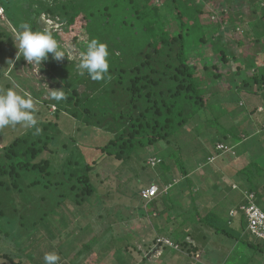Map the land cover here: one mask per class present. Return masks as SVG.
<instances>
[{"label": "trees", "instance_id": "obj_1", "mask_svg": "<svg viewBox=\"0 0 264 264\" xmlns=\"http://www.w3.org/2000/svg\"><path fill=\"white\" fill-rule=\"evenodd\" d=\"M155 1L77 0L69 4H59L56 7L61 10L59 14L63 19L67 20L68 32L65 36L55 32L52 33L53 36L63 40L70 47H78L80 52L86 50L85 40L96 38L106 43L110 52L109 74L102 81L92 80L86 72L81 76L78 71H75L74 62L65 64L63 60L56 61L52 59L51 54L48 60L42 62L44 69L52 79L59 81L67 95V99L62 104L63 111L87 126L99 127L113 135L111 134L105 142L99 141L100 136H98L97 139L95 138L98 141L95 139L86 141L81 144V147L79 144H64L66 156L61 162L56 163L58 166H55L51 158L42 156L43 152L49 148V143L60 147L57 143V134L52 135V132H48L50 129H56L55 123L48 126L47 132L45 131L42 137L32 134L18 135L12 141L2 143L0 239L13 241L20 251L16 256L19 260H16L11 253H5L13 264H24L25 259L31 255L20 246L21 226L17 224L20 218L21 224L29 228L30 220L23 216L19 217L16 213L11 214L15 212L16 207L7 211L8 207L4 205L13 202L14 193L23 194L25 202L29 199L30 192L34 193L31 191L32 187L43 189L41 193L51 189V194L54 197L57 195V200L72 199L77 205L92 199L98 192L97 185L92 180V172L94 165L98 164L104 156L114 157L120 162L132 160L134 155L139 156V151L144 152V149H149L160 141L168 140L174 135L178 136L181 129L190 123L197 112L205 108V113L212 112L213 103L210 96L215 93L206 86L207 80L219 83L223 90L226 89L225 91H235L243 96L255 91L264 98V61L261 65L251 61V56L257 52L258 41L261 42L259 43L263 49L261 51H264V4L259 5L262 13L259 16L261 21L258 23V20H254L252 32L247 30L252 48L242 46L247 49L245 53L250 63H253V70L238 59L240 64L236 67L237 72L228 69L227 78L224 74L225 68L221 69L217 64H210V60L191 62L194 52L199 50L203 53L211 46L207 50L219 53L224 63L230 62V52L223 45L206 36L211 28L214 32L219 30L224 19L214 18L209 22H203L201 15L207 10L203 0H164L163 5ZM257 2L259 3V0ZM223 4L224 2H221L213 6L225 10ZM0 5L4 8L8 19L18 28L26 23L31 25L33 30H43L39 23L41 11L37 9L31 12L32 6L28 4V0H0ZM229 19L232 24L235 23L232 15ZM228 28L229 24L224 26V32H227ZM219 36L224 34L219 31ZM239 42L246 45L242 40ZM60 44L62 46L61 42ZM207 44L210 46H206ZM232 58L235 56L232 55ZM201 65L203 69H200ZM223 82L228 83L227 88L222 86ZM80 85H84L83 91L80 90ZM243 99L240 100L241 107L246 106ZM60 107L56 111L57 117L61 115ZM222 138V141L234 143L242 140L240 134L231 128H225L222 131ZM94 148L99 149L100 154L94 153ZM215 150L218 151V156L220 152L216 145ZM216 152L206 154L204 160L216 155ZM142 157L143 167H145L144 164L147 165L151 156L142 153ZM164 160L161 157V165L165 164ZM181 168L183 179L178 182H175V178L168 174L162 177L164 185L171 184L170 191L150 201L153 205L152 214L160 210V201L165 202L166 199L183 201V197H187L190 201L187 207L179 204L181 206H178L175 211L174 217L177 222L186 225L194 218L195 229L208 225L215 227L217 232L233 237L228 230L219 227L222 215L218 214V202L205 216H202L201 212H195L199 200L198 191L195 190L196 184L188 168L185 165ZM163 169L169 170V166L165 164ZM228 169L232 171L231 167ZM229 174L239 183L240 188H243L242 193L255 192L257 203L264 207V184H261L264 168L256 160H252L235 173L232 171ZM175 186L179 188L173 190ZM44 211L40 220L31 218V221L34 220L33 225L44 222L48 216L56 212L55 207L49 205ZM183 215H186L185 221L182 220ZM156 227L162 231V227L165 226L157 222ZM182 230L167 228L166 234L177 246L168 244L161 246V253H164V256L172 255L173 252H177L180 256L199 254L200 248L195 241L198 239L197 235L193 237V244L187 240L190 236L189 232L185 230V233ZM92 241L93 239L85 242L78 254L86 256L85 253H88ZM257 243L260 242H254L251 245L255 247ZM117 247L120 248L119 245ZM156 247L159 248V246L152 248ZM128 249L129 247H126L125 250ZM22 257L25 259L23 260ZM118 259L121 263L127 262V257L123 258L121 253H118ZM41 262L34 264H42Z\"/></svg>", "mask_w": 264, "mask_h": 264}, {"label": "rangeland", "instance_id": "obj_2", "mask_svg": "<svg viewBox=\"0 0 264 264\" xmlns=\"http://www.w3.org/2000/svg\"><path fill=\"white\" fill-rule=\"evenodd\" d=\"M74 1L77 0H28V4L32 6L31 12L37 9L41 11L39 23L43 29L65 36L68 32L67 20L63 19L59 14L61 10L56 7L59 4H69ZM203 1H205L204 5L208 10L201 15L203 22H209L214 18L224 19L219 30L214 32V29L211 28L207 31L206 36L223 45L230 52V62L224 63L219 57V53L207 50L212 46L205 49L206 51L204 50L203 53H200L199 50L194 52L191 62L210 60V64H217L221 69L225 68V77L229 72L228 69H232L233 72L236 70L240 64L238 59L242 60L243 64L247 65L246 67L252 68L253 63H250L245 53L247 49L242 46L252 48L247 30L252 32L254 20H258V23L261 21L259 16L262 13L259 5L264 4V0H259V3L257 0ZM164 2V0L155 1L162 5ZM221 2H224L225 10L213 6ZM165 4L167 5V3ZM0 7L2 6L0 5ZM231 15L235 20L233 24L229 19ZM228 24L229 31L224 32L223 28ZM18 29V26L8 19L5 10L4 13H0V89L12 88L21 95L25 93L30 95L36 102L38 127L42 131L37 134L35 128H27L22 124L5 126L0 129V151L2 143L6 144L18 135L32 134L42 137L48 130V126L54 125V123L56 129H50L48 132H52V135L57 134V143L60 147L49 143V150H45L42 156L51 158L55 166H58L56 163L61 162L66 156L63 149L64 144H79L81 147L82 143L98 136H100L99 141H107L112 133L99 127L87 126L76 120L63 111L64 101L57 102L51 99L48 94L50 89L63 87L58 80L52 79L48 75L43 64H29L23 57L19 60L16 59L18 49L15 46L13 34ZM219 31L224 36H219ZM56 39L58 40V38ZM239 40H242L246 45L241 44ZM58 41L62 43V47L68 49L70 54L69 58L66 56L67 59L64 58L62 62L65 64L74 62L76 66L82 52L78 47L68 46L69 44L61 39ZM259 43L261 42L256 43L257 52L251 56V61L261 65L264 61V51H261L263 49ZM232 55L237 59L232 58ZM202 67L203 65L200 66V69H203ZM252 70L248 69V71ZM75 71H78L77 68ZM227 84V82H223L222 86L227 88ZM206 86L215 93L210 96L213 103L211 109L213 114L212 112L205 113L206 108L197 112L191 118L190 123L181 129L178 136L174 135L168 140L160 141L155 146L144 149V152L139 151V156L134 155L132 160L127 162H120L114 157L104 156L98 164L94 165L95 168L92 172V180L97 185V195L92 199H87L85 203L77 205L72 199L57 200V195L54 197L50 192L51 189L41 193L43 189L37 187H32L31 191L34 193L30 192L26 202L23 194L14 193L13 202L4 204L8 207L7 211L16 207L15 212L11 214L16 213L19 217L23 216L30 220L29 228L21 224L20 218L17 222L21 226L20 246L25 249V252L31 254L28 259L22 257L23 260L25 259L24 264H34L38 261H42L41 263L44 264L45 253L53 251L60 255L59 264H203L206 255L200 257L199 255L180 256L177 252H173L172 255L164 256L160 247L152 248L156 246L154 240L157 239L158 234L154 230V224L157 222L164 224L165 229H183L185 233L187 230L191 237H187V240L193 244V237L200 236L201 233L199 234L193 225L196 222L194 218L191 221L187 220L186 225H181L174 217L178 206L185 207L189 204L190 201L187 197H183V201L169 199H166L165 202L160 201V210L152 214L153 205L142 199L140 191L152 183H157L162 189L161 192L165 191L162 177L168 174L175 178V182L182 180L181 166L185 165L196 184L195 187L202 190L203 194L205 191H209L205 197L209 200L207 208H210L215 204L214 199L223 198V195L227 193L224 182L228 185L233 182L234 177L226 178L229 181L223 180L229 172L235 173L236 170L246 166L249 162L251 163L252 160H256L264 168V98L255 91L250 94L245 93L247 96L235 91H225L226 89L223 90L219 83H212L208 80ZM79 88L83 91L84 85H80ZM241 99L246 106L239 105ZM221 106L222 109H220ZM59 107L61 115L57 117L56 111ZM227 110L229 112H226ZM45 126L47 127L45 128ZM225 128L234 129L240 134L241 142L222 141V131ZM96 139L95 141H98ZM218 141L234 146L233 150L219 154L214 161L209 159L205 161L206 154L216 152L215 145ZM94 153L100 154V150L94 148ZM142 153L151 157L158 155L160 159L163 157L169 170L163 169L165 164L161 165V163H158L156 167L147 163L143 167ZM215 154L217 155L218 151ZM227 167H231L232 171ZM28 182L30 181L28 180ZM213 184H216L217 190ZM236 184L231 183L233 188ZM261 184H264V177ZM178 188L175 186L173 190ZM218 190L222 191V194H216ZM48 205L55 207V214L48 216L44 222L33 225L34 220L31 221V218L40 220ZM229 206V203L224 205L225 215L223 214L220 218V224L226 227L233 237L225 235L223 232L218 233L221 244L217 242L210 246L216 247L215 249L221 253L219 257L221 264H264V245L261 242L257 243L255 247L251 245V243H256L255 238L246 229V225L239 222L241 216L233 218V225H227L230 217ZM180 209L184 210L182 207ZM186 219V215H183L182 220ZM92 239L91 247L88 253H85L87 255H79L78 251L83 244ZM196 243L199 244L197 239ZM200 243L203 242L200 241ZM117 245L120 246L119 249ZM126 247H129L127 251ZM7 252L19 260L16 256L20 251L13 241L0 239V264H13L5 256ZM118 253H121L123 258L127 257L126 263L120 262Z\"/></svg>", "mask_w": 264, "mask_h": 264}, {"label": "clouds", "instance_id": "obj_3", "mask_svg": "<svg viewBox=\"0 0 264 264\" xmlns=\"http://www.w3.org/2000/svg\"><path fill=\"white\" fill-rule=\"evenodd\" d=\"M13 35L15 46L18 49L17 60L23 57L29 64L41 65L43 61L49 59V54L56 61H62L66 55L68 58L70 56L68 49L62 47L47 29L33 30L31 25L25 23L20 25V28ZM84 44L86 50L80 54L79 62L76 65L79 74L83 76L86 72L92 80H104L108 76L110 68L108 45L96 38L85 40ZM48 94L51 99L57 102L67 99L63 88L50 89ZM36 112V102L27 93L21 95L12 88L0 89V129L9 125L22 124L27 128H35L36 133L39 134L42 129L38 127ZM154 184L159 187V194L156 197L161 196L170 188L168 187L167 190L161 192V187L157 183ZM169 185L171 184L167 186ZM146 188L141 189L140 196L150 203L156 197L151 200L144 198L141 192ZM154 241L156 243V240ZM43 261L44 264H59L60 255L55 251L47 252Z\"/></svg>", "mask_w": 264, "mask_h": 264}, {"label": "crops", "instance_id": "obj_4", "mask_svg": "<svg viewBox=\"0 0 264 264\" xmlns=\"http://www.w3.org/2000/svg\"><path fill=\"white\" fill-rule=\"evenodd\" d=\"M230 147H233L234 148V146H230ZM233 148L230 151H228V152H231L233 150ZM228 152H225V153H228ZM229 177H230V174L228 173L227 176L223 180L224 181H229V179H226V178H229ZM232 181L233 182H231V183H233V184L234 183H237L235 185V188L232 187L231 183L228 185L226 182H224L225 189H226V192L227 193H225L223 195V198H219L217 200L214 199L215 204L218 202V204H217V209H219L218 210V214H221L222 216H223V214L225 215L224 205H226L227 203H229L230 206L228 207V211H229V216L230 217L228 219L227 225H229V224L230 225H233L234 224L233 218L234 217H239V215H240L241 218H239L240 219L239 222L241 224H243V225L245 224L246 225V229H247V219H246V216H245L244 212L240 210V206L242 204H244L245 201H246L245 193H242L241 190H243V188L242 187H241L242 189L240 188L239 183L235 179H233ZM167 185L168 184H165V186H167ZM213 186L217 190L216 184H213ZM195 190L198 191V198H199V200L197 199L198 200L197 201V207L198 208L195 209V212L197 210L198 212H201L202 213V216H205L210 210L214 209L213 207H214L215 204L212 207L207 208V204H208L209 200L205 197V194H207L209 191L208 192L205 191L204 194H203L202 193V190L197 189V188ZM169 191H170V189L168 190V192ZM219 193L222 194V191L219 192V190H218V192H216V194H219ZM256 201H257V195H256ZM232 210H235V212L233 214H231V211ZM219 224H220V222H219ZM154 226H155V229L154 230L158 234L157 237H159V236L170 237V236H168L166 234V232H167L166 230L167 229H165V227H162V231H159L158 228L156 227V224ZM219 227L224 228L225 230H228L222 224H220ZM197 230L199 231L198 232L199 234L201 233L200 234L201 237L198 235V239H197L199 241V244H200V245L199 244L197 245L200 248L199 249L200 251H199V254L198 255H199V257L206 255L205 258H204L203 264H221V261L219 260V257L221 256V253H219V251L215 249L216 247L214 248V247H212L210 245L211 244H215V243L217 244V242H218V244H221V241H220V238H219V234L218 233H222V232H217V229L215 227H212V226L210 227L208 225H205V226H202L200 228H197ZM188 237H190V236H188ZM200 241H202L203 243H200Z\"/></svg>", "mask_w": 264, "mask_h": 264}, {"label": "built area", "instance_id": "obj_5", "mask_svg": "<svg viewBox=\"0 0 264 264\" xmlns=\"http://www.w3.org/2000/svg\"><path fill=\"white\" fill-rule=\"evenodd\" d=\"M0 13H4L3 7H0ZM216 148L219 150L220 154L232 149V147L224 142H217ZM217 157V155L210 156L209 160L214 161ZM148 163L154 167L158 163H161V159L153 156L148 160ZM170 186L171 185L167 186L165 190ZM141 194L144 198L151 200L159 194V187L152 184L150 187L142 190ZM245 198L246 202L240 206V210L243 211L246 216L247 229L254 236L256 242H261L264 245V210L257 204L255 192H245ZM234 212L235 210H232L231 214ZM165 244L177 246L170 237H157L156 246L161 247Z\"/></svg>", "mask_w": 264, "mask_h": 264}]
</instances>
